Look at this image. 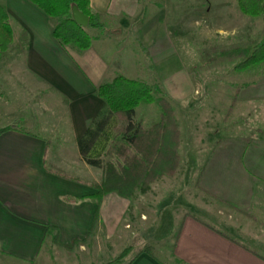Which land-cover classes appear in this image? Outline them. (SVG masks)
Returning a JSON list of instances; mask_svg holds the SVG:
<instances>
[{
  "label": "crops",
  "instance_id": "0c3cea01",
  "mask_svg": "<svg viewBox=\"0 0 264 264\" xmlns=\"http://www.w3.org/2000/svg\"><path fill=\"white\" fill-rule=\"evenodd\" d=\"M179 1V24H193L183 32L196 29L203 16L231 24L227 32L233 31V21H242L236 0ZM0 6L13 33L11 47L22 55L23 85L34 87L38 95L51 92L63 103L51 123L29 122L44 131L42 136L15 125L24 118L19 110L16 116H0L6 122L0 130L12 127L0 133V264H98L89 258L111 252L117 257L131 243L140 250L153 247L154 257L137 252L127 264H264L262 127L243 135H219L210 149L201 148L207 153L194 169L180 157L173 178L140 187L128 198L111 193L97 203L95 189L48 171L101 182L103 171L88 165L78 148L106 109L96 90L119 75L138 81L145 75L138 58L118 60L115 37L122 31L129 49L132 40L153 45V39H165V0H90L104 29L91 36V47L82 53L61 47L52 22L27 0H0ZM164 65L163 60L159 66ZM8 81L0 78L5 86ZM174 86L180 102L199 95L186 75L173 82L172 90ZM256 87L240 85L236 106ZM196 133L197 128L195 141L181 133L179 147L203 145L196 143ZM72 240L79 243L63 248Z\"/></svg>",
  "mask_w": 264,
  "mask_h": 264
},
{
  "label": "rangeland",
  "instance_id": "374dc122",
  "mask_svg": "<svg viewBox=\"0 0 264 264\" xmlns=\"http://www.w3.org/2000/svg\"><path fill=\"white\" fill-rule=\"evenodd\" d=\"M181 4L179 0H165V39L161 37L153 39V45H150L151 41L132 40V46L129 49L127 39L123 37L124 33L121 31L120 37H115V44L118 45L119 50L118 60L123 61L128 57L129 61L138 62L139 60V64L145 65V75L140 74L137 79L154 89L155 98L165 96L169 99L179 132H184L185 137L195 141L194 131L195 128L198 129L196 143L200 141L203 145L193 143L181 145L180 149L178 148L179 158L181 157L192 170L207 153L201 148L208 146L210 149L219 135H243V133L255 132L254 128H264V62L245 70H236L238 60L229 59L222 53V50H231L234 46L244 48L259 42L264 35V22L261 17L250 18L237 11L242 21H233L232 32H227L231 24L223 21L216 22L213 18L206 16L201 17V21L195 24L196 29L183 32V27L192 28L193 24H179L178 13L181 10ZM149 11L150 8L147 7L145 11L147 15ZM219 30L222 32H218ZM86 31L93 36L97 30L88 27ZM11 44L0 56V78L9 80L6 86L0 83V116L13 112L16 116L17 112L21 111L24 113V118L15 125L20 129L42 136L44 131L39 127L35 128L29 122L41 120L44 124L51 123L63 110V103L51 92L38 95L34 87L23 85L25 80L23 73L25 72L22 68V55L17 54L18 49L13 45L11 47ZM133 50L137 53H133ZM142 59L143 63L140 61ZM163 60L165 65L161 68L159 65ZM184 75L191 81V84L197 85L199 95L191 96L188 100L180 102L172 92L176 91V87L174 86L172 90L171 86L175 80ZM255 83L258 87L246 93L237 106L235 103L236 109L234 106L232 111L234 115L231 116V113L228 118H225L235 88L243 84ZM155 88H159L160 94ZM19 94L22 99H26L25 104L19 103L20 98L16 100ZM158 117L159 108L156 104H141L136 110L134 120L147 128L156 123ZM11 119L14 118L11 117ZM5 124L6 122L1 119L0 126ZM180 169L182 174L184 168ZM160 233L164 235L165 232ZM131 244L133 245L131 254L117 264H127L131 257L141 251V248L135 246L136 244ZM115 253L111 252L100 258L91 256L89 261L106 264L116 257ZM80 263L88 262L81 261Z\"/></svg>",
  "mask_w": 264,
  "mask_h": 264
},
{
  "label": "trees",
  "instance_id": "16d2710c",
  "mask_svg": "<svg viewBox=\"0 0 264 264\" xmlns=\"http://www.w3.org/2000/svg\"><path fill=\"white\" fill-rule=\"evenodd\" d=\"M45 16L53 26V37L63 48H71L79 53L87 51L93 42L86 28L103 31L104 26L90 6V0H27ZM239 12L250 18L261 17L264 22V0H236ZM77 9L87 16L88 26L83 28L72 19L71 9ZM13 42V33L8 16L0 6V56ZM229 59H237L236 70H245L264 62V35L262 39L244 48L234 46L231 50H222ZM153 88L145 82L116 76L110 83L100 85L96 95L103 100L106 109L87 129L78 142L81 156L90 166L103 171L99 183L86 182L65 174L48 170L62 178L90 186L97 191V203L103 195L116 193L122 198L130 197L142 187L148 188L157 180L176 174L180 158L178 148L180 132L174 118L172 105L168 98L153 96ZM155 90L160 94L159 88ZM240 87L226 111L228 118L235 106ZM141 104H156L159 108L158 121L149 127H143L134 121V114ZM12 127L0 130V133ZM95 210L93 223L97 220ZM49 232L55 231L48 228ZM52 243H58L57 232ZM79 243L72 240L63 248L71 250ZM133 251V245L127 246L116 258L106 264H117ZM154 249L144 246L140 253L154 257ZM138 252V253H139Z\"/></svg>",
  "mask_w": 264,
  "mask_h": 264
},
{
  "label": "water",
  "instance_id": "95a60500",
  "mask_svg": "<svg viewBox=\"0 0 264 264\" xmlns=\"http://www.w3.org/2000/svg\"><path fill=\"white\" fill-rule=\"evenodd\" d=\"M72 19L79 26L86 28L88 26V18L82 14L76 6H73L71 9Z\"/></svg>",
  "mask_w": 264,
  "mask_h": 264
}]
</instances>
